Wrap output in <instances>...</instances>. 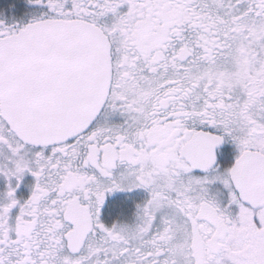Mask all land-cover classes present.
Segmentation results:
<instances>
[{
    "label": "snow or ice",
    "instance_id": "1",
    "mask_svg": "<svg viewBox=\"0 0 264 264\" xmlns=\"http://www.w3.org/2000/svg\"><path fill=\"white\" fill-rule=\"evenodd\" d=\"M0 264H264V0H0Z\"/></svg>",
    "mask_w": 264,
    "mask_h": 264
}]
</instances>
